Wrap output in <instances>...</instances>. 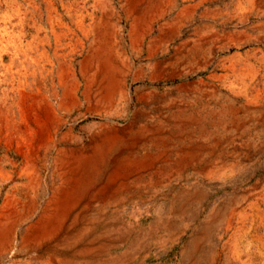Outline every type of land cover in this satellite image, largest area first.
<instances>
[{"label":"rangeland","instance_id":"rangeland-1","mask_svg":"<svg viewBox=\"0 0 264 264\" xmlns=\"http://www.w3.org/2000/svg\"><path fill=\"white\" fill-rule=\"evenodd\" d=\"M29 1L0 0V213L23 188L50 189L57 148H90L103 126L129 125L139 143L133 153L150 154L152 163L125 171L120 187L110 179L122 150L116 147L97 164L79 205L87 206L83 216L94 220V233L126 234L108 254L127 252L120 264H186L192 253L200 264H264V0H155L163 8L141 28L139 42L130 32L146 1L134 14L128 0ZM186 5L194 11L174 32L172 18ZM105 53L123 70L126 97L117 91L99 100ZM193 151L196 158L186 161ZM13 251L0 264L38 262L31 252L12 258Z\"/></svg>","mask_w":264,"mask_h":264},{"label":"bare ground","instance_id":"bare-ground-1","mask_svg":"<svg viewBox=\"0 0 264 264\" xmlns=\"http://www.w3.org/2000/svg\"><path fill=\"white\" fill-rule=\"evenodd\" d=\"M31 1V0H30ZM29 1V2H30ZM33 1V0H32ZM31 1V2H32ZM146 1L147 7L145 13L135 17L133 26L135 29L130 32L134 42L140 40L141 28L151 23L154 18V11H159L163 7L158 6L155 0H128V12L137 13L138 5ZM199 1V0H196ZM205 1V0H204ZM217 1V0H216ZM219 1V0H218ZM228 2V1H227ZM127 3V2H126ZM171 3V2H170ZM183 3V1H182ZM213 3V2H212ZM250 3V2H249ZM26 4V3H25ZM34 4V3H33ZM38 4V3H37ZM50 4V3H49ZM48 4V5H49ZM97 4V3H96ZM173 4V3H172ZM208 4V3H207ZM221 4V3H219ZM91 5V4H90ZM24 6V4H23ZM28 6V4H27ZM50 6V5H49ZM70 6V4H69ZM158 6V7H157ZM175 6V5H174ZM177 6V5H176ZM188 6V5H186ZM194 6V5H193ZM200 6V5H199ZM242 6V5H241ZM255 6V5H254ZM253 6V7H254ZM19 7V6H18ZM17 7V8H18ZM29 7V6H28ZM35 7V4L34 6ZM79 7V6H78ZM90 7V6H89ZM161 7V9H160ZM209 7V6H208ZM234 7V6H233ZM237 7V6H236ZM243 7V6H242ZM22 8V7H21ZM40 8V7H39ZM70 8V7H69ZM108 8V7H107ZM157 8V9H156ZM195 8V7H193ZM241 8V7H240ZM25 9V7H24ZM54 9V8H53ZM96 9V8H95ZM214 9V8H213ZM34 10V9H33ZM38 10V9H37ZM50 10V9H49ZM79 10V9H78ZM197 10V9H196ZM248 10V9H247ZM44 11V10H43ZM77 11V10H75ZM175 11V10H174ZM191 8L185 7L178 12L174 18V32L179 30L182 25L183 17L191 14ZM223 11V10H222ZM252 11V10H251ZM16 12V11H15ZM29 12V11H28ZM40 12V11H39ZM61 12V11H60ZM210 12V11H209ZM68 13V12H67ZM218 13V12H217ZM222 13V12H221ZM220 13V14H221ZM233 13V12H232ZM241 13V12H240ZM250 13V12H249ZM15 14V13H14ZM35 14V13H34ZM39 14V13H38ZM87 14V13H86ZM10 15V14H9ZM42 15V14H41ZM56 15V14H55ZM54 15V16H55ZM58 15V14H57ZM65 15V14H64ZM79 15V14H78ZM81 15V14H80ZM203 15V14H202ZM250 15V14H249ZM248 15V16H249ZM23 16V15H22ZM36 16V15H35ZM72 16V15H71ZM227 16V15H226ZM252 16V15H251ZM8 17V16H5ZM18 17V16H17ZM49 17V16H48ZM61 17V16H60ZM63 17V16H62ZM79 17V16H78ZM85 17V16H84ZM200 17V16H199ZM202 17V16H201ZM217 17V16H216ZM256 17V16H255ZM19 18V17H18ZM124 18V17H123ZM183 18V19H182ZM207 18V17H206ZM254 18V17H253ZM252 18V19H253ZM263 18V17H262ZM261 18V19H262ZM6 19V18H4ZM17 19V18H16ZM25 19V18H24ZM35 19V18H34ZM37 19V18H36ZM46 19V18H45ZM63 19V18H62ZM65 19V17H64ZM68 19V18H67ZM70 19V18H69ZM90 19V18H89ZM125 19V18H124ZM191 19V18H190ZM204 19V18H203ZM215 19V18H214ZM223 19V18H222ZM38 20V19H37ZM35 20V21H37ZM126 20V19H125ZM213 20V19H212ZM5 21V20H4ZM33 21V20H32ZM52 21V20H51ZM70 21V20H69ZM211 21V20H210ZM220 21V20H219ZM218 21V22H219ZM222 21V20H221ZM23 22H27L26 20ZM34 22V21H33ZM158 22V21H157ZM192 22V21H190ZM232 22V21H231ZM22 23V22H21ZM35 23V22H34ZM42 23V22H40ZM64 23V22H63ZM70 23V22H69ZM91 23V22H90ZM212 23V22H211ZM223 23V22H222ZM20 24V23H19ZM52 24V23H51ZM170 23L161 25V35L167 34L166 26ZM214 24V23H213ZM246 24V23H245ZM36 25V24H35ZM63 25V24H62ZM74 25V24H73ZM218 25V24H217ZM216 25V26H217ZM59 26V25H57ZM85 26V24H84ZM24 27V26H23ZM36 27V26H35ZM45 27V26H44ZM186 27V26H185ZM194 27V26H193ZM238 27V26H237ZM30 28V27H29ZM38 28V27H37ZM40 28V27H39ZM59 28V27H58ZM67 28V27H66ZM171 28V27H170ZM183 28V27H182ZM192 28V27H191ZM195 28V27H194ZM235 28V27H234ZM169 29V28H168ZM69 30V29H68ZM170 30V29H169ZM208 30V29H207ZM210 30V29H209ZM39 31V30H38ZM70 32V31H69ZM90 32V31H89ZM202 32V31H201ZM255 32V31H254ZM21 33V32H20ZM40 33V32H39ZM85 33V32H84ZM215 33V32H214ZM213 33V34H214ZM227 33V32H226ZM28 34V33H27ZM58 34V33H57ZM87 34V33H85ZM180 34V33H179ZM186 34V33H185ZM233 34V33H232ZM241 34V33H240ZM250 34V33H249ZM6 35V34H5ZM12 35V34H11ZM193 35V34H192ZM9 36V35H8ZM15 36V34H14ZM60 36V35H59ZM91 36V35H90ZM17 37V36H16ZM20 37V35H19ZM36 37V36H35ZM56 37V35H55ZM61 37V36H60ZM177 37V36H176ZM14 38V37H13ZM166 38V37H165ZM259 38V37H258ZM20 39V38H19ZM24 39V38H23ZM45 39V38H44ZM173 39V38H172ZM185 39V38H184ZM188 39V38H187ZM59 40V39H58ZM182 40V39H181ZM239 40V39H238ZM17 41V40H16ZM25 41V40H24ZM33 41V40H32ZM31 41V42H32ZM34 42V41H33ZM57 42V41H56ZM251 42V41H250ZM262 42V41H261ZM14 43V42H13ZM29 43V42H28ZM58 43V42H57ZM116 43V42H115ZM178 43V42H177ZM180 43V42H179ZM221 43V42H220ZM226 43V42H225ZM255 43V42H254ZM259 43V42H258ZM27 44V43H26ZM87 44H89L87 42ZM109 43H107L108 46ZM189 44V43H188ZM227 44V43H226ZM53 45V44H52ZM63 45V44H62ZM65 45V44H64ZM137 44H135V47ZM166 45V44H165ZM186 45V43L184 44ZM12 46V45H11ZM15 46V45H14ZM25 46V45H24ZM88 46V45H87ZM253 46V45H251ZM47 47V46H46ZM84 47V46H83ZM44 48V47H43ZM66 48V47H65ZM68 48V47H67ZM107 48V47H105ZM138 48V47H137ZM176 48V47H175ZM180 48V46H178ZM236 48V47H235ZM38 49V48H37ZM53 49V48H52ZM174 49V48H173ZM181 49V48H180ZM215 49V47H214ZM264 49V48H263ZM20 50V49H19ZM59 50V49H58ZM66 50V49H65ZM72 50V49H71ZM86 50V49H85ZM106 50V49H104ZM139 50V49H138ZM233 50V49H232ZM249 50V49H247ZM29 51V50H28ZM53 51V50H52ZM88 51V49L86 50ZM149 51V50H148ZM164 51V50H163ZM20 52V51H19ZM75 52V51H74ZM177 52V51H176ZM211 52V51H210ZM23 53V52H22ZM76 53V52H75ZM138 53V52H137ZM216 53V52H215ZM12 54V53H11ZM21 54V53H20ZM41 54V53H40ZM54 54V53H53ZM156 54V53H155ZM48 55V54H47ZM57 55V54H56ZM60 55V54H59ZM83 55V54H82ZM142 55V54H141ZM225 55V54H224ZM248 55V54H247ZM61 56V55H60ZM104 65L101 73L104 74L100 78L98 87L101 89L99 100H111L115 92L119 91L122 97H126L129 93L126 89L122 78L123 70L119 69L112 62L111 55L105 53ZM218 56V55H217ZM230 56V55H229ZM238 56V55H237ZM11 57V56H10ZM124 57V56H123ZM28 58V56H27ZM45 58V57H44ZM176 58V57H175ZM225 58H227L225 56ZM252 59V58H251ZM38 60V59H37ZM47 60V59H45ZM52 60V59H51ZM68 60V59H67ZM169 60V59H168ZM213 61V59H211ZM221 60V59H220ZM130 61V60H129ZM229 61V60H228ZM19 62V61H18ZM25 62V61H23ZM29 62V61H28ZM33 62V61H32ZM52 62V61H51ZM69 62V61H68ZM167 62V61H166ZM260 62V60H259ZM49 63V62H48ZM63 63V62H62ZM161 62H159L160 65ZM15 64V63H14ZM23 64V63H22ZM30 64V63H29ZM60 64V62H59ZM64 64V63H63ZM203 64V63H202ZM5 65V64H4ZM34 65V64H33ZM47 65V64H46ZM49 65V64H48ZM51 65V64H50ZM54 65V64H53ZM146 65V64H145ZM158 65V64H157ZM204 65V64H203ZM211 65V64H210ZM222 65V64H221ZM239 65V64H237ZM253 65V64H252ZM17 66V65H16ZM40 66V65H39ZM60 66V65H59ZM64 66V65H63ZM72 66V65H71ZM162 66V65H161ZM201 66V65H200ZM245 66V65H244ZM54 67V66H53ZM52 67V68H53ZM51 68V69H52ZM67 68V67H66ZM189 68V67H188ZM22 69V68H21ZM68 69V68H67ZM66 69V70H67ZM74 69V68H73ZM174 69V68H173ZM196 69V68H195ZM264 69V68H263ZM11 70V68H10ZM30 70V69H29ZM57 70V69H55ZM59 70V69H58ZM224 70V69H223ZM151 71V70H150ZM173 71V70H172ZM191 71V70H190ZM204 71V70H203ZM135 72V70H134ZM170 72V71H169ZM220 72V71H219ZM225 72V71H224ZM16 73V71H15ZM18 73V72H17ZM16 73V74H17ZM90 73V72H89ZM190 73V72H188ZM7 74V73H5ZM20 74V73H19ZM34 74V73H33ZM55 75L57 73H54ZM224 74V73H223ZM249 74V73H248ZM54 75V76H55ZM87 75V74H86ZM133 75V74H132ZM141 75V74H140ZM246 75V74H245ZM4 76V75H3ZM24 75H22L23 77ZM81 76V74H80ZM150 76V75H149ZM261 76V75H260ZM6 77V76H5ZM16 77V76H15ZM14 77V78H15ZM25 77V76H24ZM60 77V76H58ZM191 77V76H190ZM195 77V76H194ZM84 78V77H83ZM135 78H138L137 75ZM175 78H177L175 76ZM216 78V77H215ZM5 79V78H4ZM70 79V78H69ZM78 79V78H77ZM92 79V78H91ZM1 80V79H0ZM136 80V79H135ZM217 80V79H216ZM16 81V80H15ZM20 81V80H19ZM22 81V80H21ZM58 81V80H57ZM227 81V80H226ZM1 82V81H0ZM17 82V81H16ZM64 82V81H63ZM66 82V81H65ZM70 82V81H69ZM141 82V81H140ZM191 82V81H190ZM197 82V81H196ZM195 82V83H196ZM242 82V81H241ZM9 83V82H8ZM11 83V82H10ZM243 83V82H242ZM3 84V83H1ZM23 85L22 83H19ZM71 84V83H70ZM137 84V83H136ZM230 84V83H229ZM62 85V84H61ZM94 85V84H93ZM13 86V85H12ZM55 86V85H54ZM63 86V85H62ZM71 86V85H70ZM147 86V85H146ZM207 86V84H206ZM61 87V86H60ZM124 87V88H123ZM149 87V86H148ZM154 87V86H153ZM162 87V85H161ZM191 87V86H190ZM202 87V86H201ZM14 88V87H13ZM37 88V87H36ZM140 88V87H139ZM192 88V87H191ZM63 89V88H62ZM184 89V88H183ZM222 89V88H221ZM242 89V88H241ZM245 89V88H244ZM255 89V88H254ZM253 89V90H254ZM11 90V89H10ZM14 90V89H13ZM47 90V89H46ZM66 90V89H65ZM70 90V89H69ZM88 90V89H87ZM175 90V89H174ZM190 90V89H189ZM226 90V89H225ZM106 91V92H105ZM177 91V90H176ZM218 91V90H217ZM227 91V90H226ZM73 92V91H72ZM1 93V92H0ZM18 93V92H16ZM20 93V92H19ZM63 93V92H62ZM68 93V92H67ZM98 93V92H97ZM253 93V92H251ZM258 93V92H257ZM3 94V93H2ZM7 94V92H6ZM32 94V93H31ZM71 94V93H70ZM244 94V93H243ZM4 95V94H3ZM22 95V94H21ZM54 95V94H52ZM67 95V94H66ZM65 95V96H66ZM71 96V95H70ZM86 99H92V95L85 93ZM171 96V95H170ZM233 96V95H232ZM231 96V97H232ZM251 96V95H250ZM257 96V95H256ZM42 98L41 96H39ZM38 97V99H39ZM50 97V96H49ZM52 97V96H51ZM50 97V98H51ZM61 97V95H60ZM120 97V96H119ZM118 97V98H119ZM135 97V95H134ZM146 94L138 92V98L144 101ZM255 97V96H254ZM8 98V96H7ZM63 98V97H62ZM75 98V97H74ZM53 99V98H52ZM61 99V98H60ZM72 99V98H70ZM234 99V98H233ZM113 100V99H112ZM135 100V99H134ZM235 100V99H234ZM2 101V100H1ZM50 101V100H49ZM56 101V100H55ZM63 101V100H62ZM119 101V100H118ZM138 101V99H137ZM167 101V100H166ZM4 102V101H3ZM26 102V101H25ZM46 102V100H45ZM48 102V101H47ZM56 103V102H55ZM240 103V102H239ZM8 104V103H7ZM52 104V103H51ZM50 104V105H51ZM60 104V103H58ZM78 104V103H77ZM104 104V103H103ZM121 104V103H120ZM124 104V103H123ZM145 104V103H144ZM151 104V103H150ZM1 105V104H0ZM49 105V106H50ZM132 105V104H131ZM14 106V105H13ZM82 106V105H81ZM152 106V105H151ZM61 107V105H60ZM119 107V106H118ZM117 107V108H118ZM158 107V106H157ZM1 108V107H0ZM3 108V107H2ZM53 108V107H52ZM51 108V109H52ZM147 108V107H146ZM163 108V107H162ZM50 109V108H49ZM64 109V108H63ZM70 109V108H69ZM1 110V109H0ZM67 110V109H66ZM140 110V109H139ZM153 110V109H152ZM3 111V110H2ZM54 111V110H53ZM68 111V110H67ZM50 112V111H49ZM69 112V111H68ZM98 112V111H97ZM9 113V112H8ZM12 113V112H11ZM63 113V112H62ZM100 113V112H99ZM103 113V112H102ZM121 113V112H120ZM73 114V113H71ZM76 115V114H75ZM147 115V114H146ZM153 115V114H152ZM159 115V114H158ZM10 116V115H9ZM24 116V115H23ZM33 116V115H32ZM65 116V115H64ZM150 116V115H148ZM53 117V116H52ZM96 117V116H95ZM117 117V116H116ZM119 117V115H118ZM151 117V116H150ZM11 118V117H10ZM46 118V117H45ZM88 118V117H87ZM141 118V117H139ZM159 118V117H158ZM54 119V118H53ZM68 119V118H67ZM135 119V118H134ZM137 119V118H136ZM43 120V119H42ZM49 120V119H48ZM103 120V119H102ZM141 120V119H140ZM12 121V120H11ZM16 121V120H15ZM24 121V120H23ZM56 121V120H55ZM48 122V121H47ZM51 122V121H50ZM16 123V122H15ZM20 123V122H19ZM66 123V122H65ZM112 123V122H111ZM29 124V123H28ZM76 124V123H75ZM146 124V123H145ZM150 124V123H149ZM13 125V124H12ZM72 125V124H71ZM132 125V124H131ZM144 125V124H143ZM22 126V124H21ZM24 126V125H23ZM79 126V125H78ZM64 128V127H63ZM149 128V127H148ZM39 129V128H38ZM101 132L95 134L91 139L90 148H77L73 146H64L55 148V164L52 170L51 177L53 184L50 189H42L32 191L23 188L18 191L19 197L14 194L7 197L2 211L0 213V257L5 254H11L14 248L18 251L13 254L15 256L22 253L31 252V258L38 259V262L29 261L27 264H120L127 257L128 253L123 256L109 255L107 248L109 245H114L116 241L123 240L126 237L124 232L119 233L118 238L115 234H96L94 233V220H86L82 210L87 206L80 207L81 197L84 189L98 173V163L109 157L117 148H121V152L114 159L115 166L110 174V179L118 180L120 187L125 184L127 174L125 171L136 168L141 172L145 165L152 163L149 155L136 156L133 149L138 146V139L129 136L132 130L131 126H119L117 124H108L101 128ZM47 130V129H46ZM49 130V129H48ZM73 130V129H72ZM81 130V129H80ZM53 131V130H52ZM51 131V132H52ZM47 132V131H46ZM60 132V131H59ZM88 132V131H87ZM54 133V132H53ZM14 134V133H13ZM48 134V133H47ZM50 134V133H49ZM62 134V133H61ZM81 134V133H80ZM85 134V133H84ZM67 135V134H66ZM10 136V135H9ZM17 136V135H16ZM25 136V135H24ZM71 139L77 136L68 135ZM16 138V137H15ZM24 138V137H23ZM40 138V137H39ZM44 138V137H43ZM48 138V137H47ZM66 138V137H65ZM69 138V140H70ZM250 138V137H249ZM14 139V138H12ZM17 139V138H16ZM33 139V138H32ZM15 140V139H14ZM41 140V139H40ZM43 140V139H42ZM84 140V139H83ZM158 141L160 145L166 146V136L161 135ZM38 141V139H37ZM88 141V140H87ZM125 141H129L123 145ZM180 141V140H179ZM183 141V140H182ZM43 142V141H42ZM41 142V143H42ZM46 142V141H44ZM56 142V140H55ZM54 142V143H55ZM47 143V142H46ZM159 143V142H158ZM30 144V143H29ZM15 145V144H14ZM44 145V143H43ZM49 145V144H47ZM51 145V144H50ZM84 145V144H83ZM158 145V144H157ZM29 146V145H28ZM85 146V145H84ZM41 147V146H40ZM49 147V146H48ZM57 147V146H56ZM88 147V146H86ZM46 149V148H45ZM51 149V146H50ZM248 150V149H247ZM54 151V150H53ZM258 151V150H257ZM30 152V151H29ZM37 152V151H36ZM51 152V151H50ZM177 153V152H176ZM34 154V153H33ZM46 154V153H45ZM248 154V153H247ZM19 155V154H18ZM52 155V154H51ZM198 155L197 151L190 152L185 156V160H194ZM254 156V155H253ZM259 156V155H258ZM50 157V155H49ZM31 158V157H30ZM252 158V157H251ZM33 159L29 163L33 166ZM229 160V159H228ZM227 160V161H228ZM48 161V159H47ZM28 162V161H27ZM43 162V160H42ZM234 162V161H233ZM7 163V162H6ZM44 163V162H43ZM5 164V163H4ZM221 164V163H220ZM223 166V165H222ZM27 167V166H26ZM25 167V169H26ZM31 167V166H30ZM39 167V166H38ZM43 167V166H42ZM48 167V166H47ZM53 167V166H52ZM28 168V167H27ZM44 168V167H43ZM236 168V167H235ZM33 169V168H32ZM222 169V168H221ZM15 170V169H14ZM231 170V169H230ZM16 171V170H15ZM39 171V170H38ZM44 171V170H42ZM47 171V170H46ZM213 171V170H212ZM12 172V171H11ZM26 172V171H25ZM27 172H29L27 170ZM34 172V171H33ZM49 172V171H48ZM51 172V170H50ZM6 174V173H5ZM26 173H24L25 175ZM35 174V173H34ZM44 174V173H43ZM226 174V173H225ZM230 174V173H228ZM233 174V173H232ZM12 175V174H11ZM194 175V173H193ZM3 176V175H2ZM10 176V175H9ZM19 176V175H18ZM23 176H21L22 178ZM50 177V175H49ZM50 177V178H51ZM202 177V176H201ZM17 178V177H16ZM49 178V180H50ZM207 178V177H206ZM40 179V178H39ZM44 179V178H43ZM212 179V178H211ZM51 180V181H52ZM27 181V180H26ZM37 181V180H36ZM43 182V181H42ZM180 183V182H179ZM234 183V182H233ZM44 184V183H43ZM51 184V183H50ZM19 185V184H18ZM22 185V184H21ZM42 185V184H41ZM186 185V184H185ZM259 185V184H258ZM20 186V185H19ZM26 186V185H25ZM46 186V185H45ZM15 187V186H14ZM35 187V186H34ZM254 187V186H253ZM34 189V188H33ZM221 189V188H220ZM255 189V188H252ZM251 189V190H252ZM94 190V189H93ZM244 191V190H243ZM15 196V197H13ZM140 196V195H139ZM87 198V197H86ZM1 200V199H0ZM255 202V201H254ZM20 203L23 208L15 205ZM221 205V204H220ZM258 206V205H257ZM113 207V206H112ZM249 208V207H248ZM140 209V208H139ZM138 210V209H137ZM129 211V210H128ZM125 212V211H124ZM36 214V215H35ZM140 216V215H138ZM240 218V217H239ZM242 220V219H241ZM235 222V221H234ZM204 223V222H203ZM240 223V222H239ZM101 224V223H100ZM236 225V224H235ZM244 226V225H243ZM260 227V226H259ZM239 228V227H238ZM227 230V229H226ZM263 230V229H262ZM233 231V230H232ZM239 231V230H238ZM243 232V231H242ZM106 233V232H105ZM104 238V241L102 239ZM257 240V239H256ZM176 241V240H175ZM250 241V240H249ZM238 244V243H237ZM234 245V244H233ZM246 245V244H245ZM235 247V246H234ZM10 249V250H9ZM256 249V248H254ZM240 250V249H239ZM257 252V251H256ZM165 253V252H164ZM238 254V253H237ZM28 255V254H27ZM258 255V254H256ZM29 256V255H28ZM31 256V255H30ZM189 260L186 264H200L201 261L192 253L189 255ZM5 257V256H4ZM27 257V256H26ZM254 257V256H253ZM45 258V259H43ZM1 259V258H0ZM196 259V260H195ZM9 260V259H7ZM20 261V260H19ZM238 262V261H237ZM240 262V261H239ZM5 263V262H4Z\"/></svg>","mask_w":264,"mask_h":264}]
</instances>
